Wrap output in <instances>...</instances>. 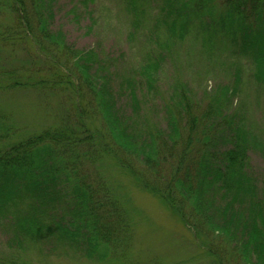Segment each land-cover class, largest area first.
Segmentation results:
<instances>
[{
    "label": "trees",
    "instance_id": "obj_1",
    "mask_svg": "<svg viewBox=\"0 0 264 264\" xmlns=\"http://www.w3.org/2000/svg\"><path fill=\"white\" fill-rule=\"evenodd\" d=\"M123 1L137 31L156 16L150 43L160 48L116 92L94 51H74L52 32L54 0H0V14L7 15L0 46L13 52L23 45L28 58L17 67L0 65V92L71 89L75 98L57 126L20 130L0 115V233L7 239L0 264H33L23 261L30 250L121 262L133 246L134 224L124 197L105 179L107 159L160 200L210 255L264 264V184L250 165L251 152L264 157V140L239 110L229 109L240 70L237 87L207 100L195 99L175 76L162 118L142 115L144 96L157 94L162 66L186 41L209 58L226 41L251 63L264 92V0ZM3 59L0 51V64ZM206 236L223 242L229 254L216 253Z\"/></svg>",
    "mask_w": 264,
    "mask_h": 264
},
{
    "label": "rangeland",
    "instance_id": "obj_2",
    "mask_svg": "<svg viewBox=\"0 0 264 264\" xmlns=\"http://www.w3.org/2000/svg\"><path fill=\"white\" fill-rule=\"evenodd\" d=\"M52 13V32L63 34L66 44L74 51H94L97 59L104 62L105 71L113 75L112 84L116 92L124 89L120 87L126 86L124 81L129 74H137L153 59L150 56L154 54V48H160L150 43L152 20L156 16L153 18L151 14L147 23L137 31L123 0H95L93 3L54 0ZM0 23L7 26L6 14H0ZM195 36L196 31L190 40L193 41ZM225 42H219V48L210 58L199 55V44L194 48L191 42L186 41V44L178 46L162 66L157 94L143 98L144 119L146 116L153 121L162 118L163 102L168 97L165 93L175 76L190 85L195 99L207 100L211 95L217 97L224 87L234 88V75L240 70L242 80L229 109L232 113L239 110L244 124L264 140V92L253 80L251 63L233 53ZM159 43L163 45L164 39L161 38ZM12 48L13 52L9 47L0 46L2 57L7 58L0 65L17 67L28 59L23 45ZM72 94L71 89L53 94L30 90L0 92V115H8L14 127L20 130L57 126L74 102ZM123 101L127 104L126 98ZM97 125L100 127L99 121ZM105 164L110 165L104 168L105 179L124 197L134 224L133 246L123 260L115 264H217L215 257L222 256L210 255L199 247L191 229L174 217L160 200L139 189L130 176L113 166V159H107ZM250 165L253 176L259 184H264V157L251 152ZM202 240L206 244L217 245L216 253L220 251L222 254L226 249L223 242L211 236ZM6 243V237L0 233V253L6 254ZM30 251L23 255V261L33 264H108L71 255L47 258L36 250ZM226 252L229 254L230 251L226 249ZM221 261L223 264H239L229 255H223Z\"/></svg>",
    "mask_w": 264,
    "mask_h": 264
}]
</instances>
